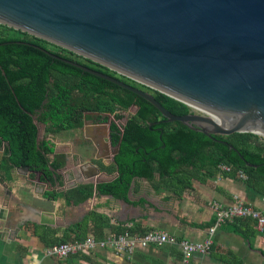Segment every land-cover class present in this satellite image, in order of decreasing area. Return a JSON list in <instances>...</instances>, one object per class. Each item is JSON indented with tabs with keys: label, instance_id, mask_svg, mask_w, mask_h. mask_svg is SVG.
<instances>
[{
	"label": "water",
	"instance_id": "95a60500",
	"mask_svg": "<svg viewBox=\"0 0 264 264\" xmlns=\"http://www.w3.org/2000/svg\"><path fill=\"white\" fill-rule=\"evenodd\" d=\"M0 24L191 108L174 115L148 91L26 43L137 94L167 122L179 121L208 137L234 132L264 137V0H0ZM43 133L38 127L37 142ZM118 150L119 143L112 155ZM111 179L100 175L90 182Z\"/></svg>",
	"mask_w": 264,
	"mask_h": 264
},
{
	"label": "trees",
	"instance_id": "16d2710c",
	"mask_svg": "<svg viewBox=\"0 0 264 264\" xmlns=\"http://www.w3.org/2000/svg\"><path fill=\"white\" fill-rule=\"evenodd\" d=\"M11 31L18 35H11ZM26 43L41 46L60 57L148 91L174 115H184L191 110L181 101L88 58L0 24V146L3 143L0 173L8 172L14 166H28L29 178L46 184V198L62 196L67 204L73 205L84 202L95 191L127 199L134 179L143 178L156 189L163 187L180 193L191 185L192 179L212 178L216 174L237 177L238 171L246 175L244 182L248 186L264 195L262 136L234 132L208 137L179 121L167 122L151 103L137 94ZM133 107L121 126L115 121L109 124L111 143L114 146L119 143L113 163L106 166L97 161L107 173L116 171V177L96 185L80 183L58 191L56 188L63 185L60 170L65 163L64 155L51 157L53 148L44 137L81 128L86 120L106 122L108 116L119 120L123 118L122 112ZM38 127H44V136L37 142ZM246 162L256 166H248ZM221 164L230 169L221 170ZM231 223L239 230L242 225L252 227L249 218L245 217L235 218ZM102 225L100 221L96 227ZM108 228L118 233L148 230L138 225L124 229L108 224ZM76 229L79 233L73 239L84 237L88 230L86 220L77 224ZM66 240L61 239L58 243Z\"/></svg>",
	"mask_w": 264,
	"mask_h": 264
},
{
	"label": "crops",
	"instance_id": "0c3cea01",
	"mask_svg": "<svg viewBox=\"0 0 264 264\" xmlns=\"http://www.w3.org/2000/svg\"><path fill=\"white\" fill-rule=\"evenodd\" d=\"M109 120H86L81 128L44 137L53 148L51 157L64 155L65 163L60 170L63 185L56 188L58 191L91 183L100 175L107 180L116 177V171L107 173L97 163L106 166L113 163L115 146L109 135ZM2 150L3 143L0 156ZM46 187L45 183L30 179L29 171L20 166L0 173V264H264V224L259 230L251 217H245L249 218L251 229L242 225L239 230L231 222L219 225L208 254L184 257L174 244L136 246L128 255L99 245L65 258L45 253L47 247L59 244L64 238L68 240L63 242L86 237L105 240L128 232L118 233L108 228V224L124 229L138 225L142 229L163 230L179 239L202 241L214 221L208 202L216 200L228 205L234 195L246 200L264 216L263 195L239 177L216 174L212 178L192 179L191 185L180 193L163 187L156 189L143 178L134 179L127 199L95 191L87 200L75 205L67 204L62 196L46 198ZM85 220L86 235L73 239L79 233L76 225ZM100 221L103 225L97 228Z\"/></svg>",
	"mask_w": 264,
	"mask_h": 264
},
{
	"label": "built area",
	"instance_id": "2783aa9c",
	"mask_svg": "<svg viewBox=\"0 0 264 264\" xmlns=\"http://www.w3.org/2000/svg\"><path fill=\"white\" fill-rule=\"evenodd\" d=\"M221 170L228 171L229 166L225 164L219 165ZM237 177L245 180L246 175L242 171L237 172ZM264 204V195L261 197ZM208 206L214 213V221L208 227V236L202 241H189L179 239L173 234H169L160 229H149L143 233H121L108 237L105 240H95L92 237H86L77 241L62 242L49 246L45 249L47 255H55L65 258L68 255L85 249H93L96 246H109L117 253L131 254L136 246L147 247L150 245L161 246L163 244L178 245L184 257L192 254H208L213 244V234L216 228L225 222H232L235 218L251 217L256 222V227L262 230L264 224V216L249 204L243 198L234 195L233 201L228 205H223L216 200L208 202Z\"/></svg>",
	"mask_w": 264,
	"mask_h": 264
},
{
	"label": "rangeland",
	"instance_id": "374dc122",
	"mask_svg": "<svg viewBox=\"0 0 264 264\" xmlns=\"http://www.w3.org/2000/svg\"><path fill=\"white\" fill-rule=\"evenodd\" d=\"M10 34H11V35H14V36H15V35H18V33H17L16 31H11ZM117 74H118V73H117ZM133 110H134V107L131 108L130 110L126 111V112H122V114H123V118H121V119H119V120H114L112 116H109V118H108V119H110L109 122H110V121H115L118 125L121 126V125L125 122V119L128 117L129 113H131ZM194 111H195V110H194ZM262 137H263V136H262ZM263 138H264V137H263Z\"/></svg>",
	"mask_w": 264,
	"mask_h": 264
},
{
	"label": "flooded vegetation",
	"instance_id": "af4514ba",
	"mask_svg": "<svg viewBox=\"0 0 264 264\" xmlns=\"http://www.w3.org/2000/svg\"><path fill=\"white\" fill-rule=\"evenodd\" d=\"M191 111V110H190Z\"/></svg>",
	"mask_w": 264,
	"mask_h": 264
}]
</instances>
